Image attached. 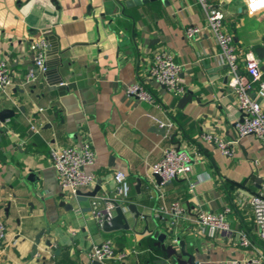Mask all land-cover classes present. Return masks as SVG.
<instances>
[{
    "label": "crops",
    "instance_id": "crops-1",
    "mask_svg": "<svg viewBox=\"0 0 264 264\" xmlns=\"http://www.w3.org/2000/svg\"><path fill=\"white\" fill-rule=\"evenodd\" d=\"M135 1L0 0V60L8 64L14 82L0 92V112L14 113L5 126L0 122V222L7 228L0 264H93L89 250L107 239L127 256L104 264H194L190 256L195 264L255 258L264 264V243L256 234L250 205L251 195L264 185V146L246 136L232 144L234 154L227 157L202 140L212 134L233 142L236 124L243 119L213 36L207 31L186 36L189 27L205 26L206 12L197 0ZM208 1L224 11L225 31L239 56V75L264 109V97L257 95L258 85L245 63L249 53L264 60V11L250 16L243 0ZM46 29L56 38L55 75L62 83L49 88L42 73L24 86L34 64L31 44L45 40ZM160 50L170 52L181 66L183 95H173L150 79L149 65ZM138 83L152 92L155 102L126 94L128 86ZM185 96L190 99L181 103ZM150 116L171 120L173 128L161 134ZM86 141L96 160L85 172L102 182L97 196L117 200L114 175L121 172L128 179L129 197L118 201L128 231L105 232L89 210L93 198L78 202L57 181L50 150L80 148ZM169 147L187 151L194 165L187 178L160 186L151 168ZM193 182L198 184L191 188ZM174 201L185 211L172 229L169 209ZM225 208L230 209L229 233L200 229V212ZM156 230H173V235L162 245L153 238ZM243 233L250 247L241 246Z\"/></svg>",
    "mask_w": 264,
    "mask_h": 264
},
{
    "label": "built area",
    "instance_id": "built-area-1",
    "mask_svg": "<svg viewBox=\"0 0 264 264\" xmlns=\"http://www.w3.org/2000/svg\"><path fill=\"white\" fill-rule=\"evenodd\" d=\"M206 12V23L204 27H189L186 30V36L193 38L200 33L209 32L219 48L220 54L224 59L228 73L231 76L230 86L237 99V107L243 114V119L236 124L237 139L233 142H227L221 137L207 134L202 136V140L214 145L224 156L230 157L234 154L232 144H236L239 139L246 136H254L264 146V109L249 94L250 84L239 75V56L233 42V37L225 31L224 20L225 13L218 7L213 6L208 0H197ZM246 14L253 16L264 11V0H243ZM47 42L44 39L32 42L30 50L34 55V64L28 70L23 79L22 85L28 86L35 83L40 74L44 73L46 59ZM246 72L251 81L258 85L257 95L264 97V60L256 58L249 53L245 60ZM150 79L164 87L173 95H183L185 92L181 79V66L174 60L173 55L160 50L154 55L149 68ZM13 77L8 64L0 60V92H5L13 85ZM126 94L129 97L145 103L155 102L152 92L144 84H133L126 88ZM159 127H164L167 131L173 128L171 120L162 121L161 119L150 116ZM52 168L56 174L60 187L71 197H76L77 191L91 188L97 181L93 173L85 172V168L92 166L96 160L95 151L91 142H84L80 148L66 147L62 150L52 148L50 150ZM194 165L193 157L185 150L175 147L166 148L162 157L151 168L152 177L157 175L161 178L160 186H165L178 178H187L192 172ZM116 183L117 202H124L130 194V184L127 177L117 172L114 175ZM198 183H191L194 188ZM107 196H97L91 201L92 217L99 225L110 223L115 215V205ZM250 205L254 216V226L258 238L264 243V185L256 194H252ZM169 226L176 227L179 219L184 214V207L180 201H174L170 204ZM229 208L223 212H200L197 215V223L201 230L210 234L216 232L229 233V226L226 220ZM160 217V214L156 216ZM7 234L6 225L0 222V246L5 242ZM241 246L250 247L252 242L247 234H241ZM91 261L104 264L111 260H123L127 253L115 250L112 240L107 239L104 242L94 245L88 252ZM234 264H261L260 258L246 261L235 262Z\"/></svg>",
    "mask_w": 264,
    "mask_h": 264
},
{
    "label": "water",
    "instance_id": "water-1",
    "mask_svg": "<svg viewBox=\"0 0 264 264\" xmlns=\"http://www.w3.org/2000/svg\"><path fill=\"white\" fill-rule=\"evenodd\" d=\"M141 2H147V0H136L135 3L139 4ZM42 36L43 38H45V40L48 43L47 46V52H46V59H45V78H46V83L48 85L49 88L55 87L58 84L62 83V80L59 78V76H56V72H57V67H58V56H57V52H58V46H56V38L54 37L51 29H46L42 31ZM190 98L185 96L184 98H182L181 103H184L186 100H189ZM14 117V113L10 110H3L0 112V122L1 124H3L5 126V122L8 119H11ZM242 121V120H241ZM160 132L161 134H165L166 129L164 127L160 128ZM176 137V134H174L172 136V140L173 138ZM177 149H180L179 147ZM154 178L157 182V184H161V178L157 175H154ZM256 182H259V180H256ZM140 185V181H138V186ZM101 186H102V182L101 180H98L94 189L90 192L87 193H82V191H77L76 193V200L78 202H83L86 201L89 198H95L97 197V195L101 192ZM114 205H115V215L113 217V219L111 220L110 223H104L102 225V228L105 232H117V231H128L130 229V226L127 222L126 216L124 211L122 210L121 206L118 204V202L116 200L111 199L110 200ZM71 207V206H70ZM130 209L134 212H136L135 208L133 206L130 207ZM89 210L91 211V209L89 208ZM136 216L138 217L139 214L136 212ZM44 231L41 232L35 239V245L33 246V253L32 255L36 254L37 251V247L40 243V240L42 238V236L44 235ZM167 233V234H166ZM166 233H161L158 230L154 231L153 233V238H155L156 240H158L160 243H162V245L164 244L165 240L167 239L168 236H172L173 235V230H170L169 232ZM46 245L50 246L51 243L50 241H46ZM178 245L183 247V244L180 242H178ZM192 262L195 264V258L191 257ZM93 264H101L98 262H94Z\"/></svg>",
    "mask_w": 264,
    "mask_h": 264
},
{
    "label": "trees",
    "instance_id": "trees-1",
    "mask_svg": "<svg viewBox=\"0 0 264 264\" xmlns=\"http://www.w3.org/2000/svg\"><path fill=\"white\" fill-rule=\"evenodd\" d=\"M170 254H171L170 256H172V257H173V255H175V253H174V252H170Z\"/></svg>",
    "mask_w": 264,
    "mask_h": 264
}]
</instances>
